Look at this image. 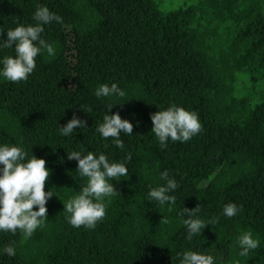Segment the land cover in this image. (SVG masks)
<instances>
[{
    "label": "trees",
    "instance_id": "trees-1",
    "mask_svg": "<svg viewBox=\"0 0 264 264\" xmlns=\"http://www.w3.org/2000/svg\"><path fill=\"white\" fill-rule=\"evenodd\" d=\"M39 5L63 17L45 26L57 55L38 56L27 81L0 78V143H23L44 158L45 190L65 201L85 182L67 151L116 160L131 152L132 161L129 176L113 180L120 193L95 229L73 228L54 195L47 226L32 238L0 232V247L16 248L0 264H180L177 253L188 249L210 252L219 264H264V0H0L4 38L17 22L31 23ZM105 82L127 93L111 109L133 124L132 136L121 132L124 151L95 132L109 101L94 93ZM172 103L196 111L203 130L161 150L151 115ZM73 115L88 127L60 136ZM164 170L180 184L173 212L147 201ZM230 202L242 212L226 218ZM197 206L219 222L188 241L179 213ZM247 231L261 246L240 257L237 238Z\"/></svg>",
    "mask_w": 264,
    "mask_h": 264
},
{
    "label": "clouds",
    "instance_id": "clouds-1",
    "mask_svg": "<svg viewBox=\"0 0 264 264\" xmlns=\"http://www.w3.org/2000/svg\"><path fill=\"white\" fill-rule=\"evenodd\" d=\"M53 23L63 24V17L46 5H39L32 15L31 23L17 22L14 28L7 29V39L3 35L5 29L0 27V78L13 83L27 81L37 68L38 56L46 55L51 59L56 57L55 44L44 35L45 26ZM5 49H12L13 53L3 54ZM94 95L102 101L105 98L109 101L106 105L107 111L103 114L102 122H98L95 132L104 141L110 140L112 145L124 151L126 145L121 138V132L125 136H132L133 124L129 119L122 118L119 112L111 114V109L113 105L122 104L118 101L126 97V91L116 82H105L96 88ZM84 110L93 112L91 106ZM151 120V132L154 133L161 150L167 148L169 141L186 143L203 130L199 114L177 103L159 107L151 115ZM77 127L86 128L87 122L73 115L64 126H59V135L71 137ZM107 147L108 144H105V148ZM30 151L23 143H0V232L15 235L19 230L25 240L32 238L38 229L47 226V203L57 195L51 189L45 190L51 172L46 166L47 161L38 158L32 151L30 155ZM67 157L77 161L76 171L85 182L79 193L71 195L67 201L57 195L65 204V218L73 228L95 229L106 217L112 198L120 193L113 180L119 182L121 177L129 176L127 165L131 164L132 153L128 152L122 159L116 160L111 159L105 152L81 149L67 151ZM160 180L164 183L157 187L150 186L147 201L165 206L168 212H173L177 204V197L173 193L180 188V184L168 170L160 173ZM241 212L242 206L234 202L225 204L222 209L226 218H233ZM200 213L199 206L194 209L184 207L179 213L182 224L187 229L188 241L200 236L207 225L219 222L218 217L206 219ZM163 222L168 223V220ZM237 242L240 257H248L261 246L260 239L254 238L251 231L241 232ZM2 255L14 257L15 246L7 244L0 247V256ZM177 257L180 264H219L217 256L205 251L183 250L177 253ZM230 264L240 262L237 260Z\"/></svg>",
    "mask_w": 264,
    "mask_h": 264
}]
</instances>
